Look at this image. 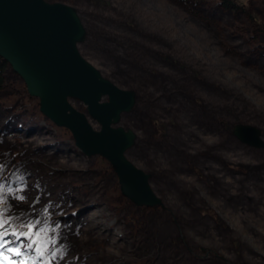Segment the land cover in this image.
<instances>
[{
    "label": "rangeland",
    "instance_id": "374dc122",
    "mask_svg": "<svg viewBox=\"0 0 264 264\" xmlns=\"http://www.w3.org/2000/svg\"><path fill=\"white\" fill-rule=\"evenodd\" d=\"M48 1L77 9L87 29L81 54L117 86L136 91L120 123L136 132L130 159L150 172L161 204L131 203L98 155L90 168L101 174L85 190L95 192L96 183L114 223L128 226V245L108 248L96 234L80 242L74 238L82 233L71 234L66 222L55 230L53 207L41 203L52 198L27 196L34 192L27 180L51 184L55 193L82 190L75 175L82 165L60 162L55 153L35 158L38 130L51 128L44 142L53 150L81 149L0 57V123L12 121L15 130L0 132V241L35 246L28 264H264V0ZM239 124L259 129L263 146L242 142L234 134ZM27 136L32 147L23 150Z\"/></svg>",
    "mask_w": 264,
    "mask_h": 264
},
{
    "label": "water",
    "instance_id": "95a60500",
    "mask_svg": "<svg viewBox=\"0 0 264 264\" xmlns=\"http://www.w3.org/2000/svg\"><path fill=\"white\" fill-rule=\"evenodd\" d=\"M87 31L73 6L48 0H0V57L24 80L40 110L56 126L70 130L76 145L89 156L101 155L119 177L122 194L139 206L155 207L160 198L150 185L151 174L125 155L135 144L130 129L115 126L136 103V93L103 77L80 52ZM107 98L106 101L103 99ZM87 106L86 114L71 105ZM242 142L262 147L260 130L237 125Z\"/></svg>",
    "mask_w": 264,
    "mask_h": 264
},
{
    "label": "bare ground",
    "instance_id": "6f19581e",
    "mask_svg": "<svg viewBox=\"0 0 264 264\" xmlns=\"http://www.w3.org/2000/svg\"><path fill=\"white\" fill-rule=\"evenodd\" d=\"M106 79H108V78H106ZM127 90H132L136 93V91L133 89H127ZM103 100L106 101L107 98H104ZM73 101L74 100L70 101L71 105L79 110V108H77L75 106ZM82 112H84L86 114L90 124L93 126V128L95 130L101 129V125L97 121L92 120L89 117V114L87 113V111L83 110ZM11 124H12V121H10L8 124H3V125H2V123H0V132L4 135H6L5 132L7 134L12 132V131L14 132L15 130L13 128H11V126H10ZM115 126H121L123 128H126L123 125H121L120 122L118 124H116ZM37 128H39V127L37 126ZM126 129H129V128H126ZM130 130H132V129H130ZM2 131H5V132H2ZM50 131H51V128L47 127L46 125H44L41 129L39 128V130H38L39 136L36 140V145H37V147L40 146L41 148H40V150H38V148H37L34 151L33 156H35V158H37L40 156V155L38 156V154H42V155L50 154V155H52L53 153H55L56 157L58 158V161H60V162H68V163L72 162V164L75 163L79 166L82 165L81 168L76 169L77 171H80V173H76L75 175H77L80 178V180H83L84 186H85L83 188L84 191H83V189L81 190V189H78L77 187L75 188V186L74 187L70 186L68 189L65 188V190L61 191L60 193H55V191H52L53 186L51 184H48V186L44 184L43 187H41V186L37 187L35 180H27L28 186L33 187L34 192L31 194L26 193V195L27 196L31 195V197L33 196L34 199L37 200V202L42 197H43V199H48V201L52 198V202H49L50 204L46 203L47 201H44L41 203L46 204V206L49 205V206L53 207L54 214H56L53 217V222L56 224V225H54V226H56L55 230L62 228V227H60V224L66 222V224H68V225H70V224L73 225L72 228L70 229L71 234H72V232L75 233L77 231H80L82 233L79 236V238H74L76 240H79L80 242H86V241H88V238L91 235L96 234L98 236V239L101 240V242L106 243L108 248H113V247H120L121 248L122 246L128 245V243H129V240H127V237L129 234L128 226L127 225L124 226L121 221L118 224L114 223V220H116V219H114L112 217L114 214L112 213L110 207L104 202L101 203L102 199L99 196H97V194H95L96 188H97L96 183L94 184L95 185V192L93 191V189H92L93 193H91V192L87 193L85 190V189H87L88 186H90L89 180L90 179L95 180L96 177L101 174V172L98 169L95 170L94 168L93 169L90 168V166H92L94 164L95 160L97 159L96 157L98 155H92V156L86 155L82 150H78L76 148H73L71 146V144H68L67 148L59 146L56 148V150H53L52 147H54V146H52L51 143L44 142V141L48 140V138L50 137L49 135L46 134V132L50 133ZM132 131L136 135V132L134 130H132ZM27 132H25V133H27L28 135H31L33 133L37 134V132L34 129H28ZM4 135H2V136H4ZM16 136H19V135L16 134ZM136 139H137V135H136ZM31 140H33V139H31V137H29V136L24 138L23 142L25 144H22V143L20 144V146L23 147V150H25V148L32 147L30 144ZM9 148H13V146H11ZM128 151L129 150H127L125 155H126L127 159L129 161H131L130 157H132V153H130ZM35 158L34 157H26L25 163H32ZM82 167H84L85 169ZM145 172L150 174L149 171H145ZM26 173H28L29 178L34 177L33 172L29 171ZM116 176L118 178V183H119V177H118L117 173H116ZM107 185L108 184L106 182V184L103 185V187L107 188L108 187ZM150 185H151V179H150ZM119 187H120V183H119ZM151 188H152V185H151ZM69 189H70V191H67ZM152 190L155 193V190L153 188H152ZM128 200H130L131 203H134L130 198H128ZM24 204H25L24 207L27 209L30 208V206L32 205L30 203V201L27 203H24ZM39 204H40V202H39ZM44 204L41 206V208H44V207L46 208V206ZM34 205H38V204L34 203ZM135 205L139 206L137 204H135ZM92 207H95V208H92ZM74 208L79 210V214L73 218L71 216L72 214H66V213L70 212L71 210L74 211ZM40 210H42V209H39V211ZM115 216H116V214H115ZM63 227H65V226H63ZM117 231H119V233ZM121 232H125L126 235L124 236V238L119 237V234ZM107 237L110 239L109 242L107 241L108 240ZM23 243L24 242L21 241V244H23ZM11 245L12 246L14 245V247L12 248ZM34 247L35 246H33L32 248H30L29 246L15 247V242L12 241L11 239L0 241V264H7L8 262H11L12 264H28ZM57 255H60V253H58ZM92 260L91 259L88 260L89 264H91ZM71 264H76V263H71ZM115 264H122V263L117 261ZM243 264H245V263H243Z\"/></svg>",
    "mask_w": 264,
    "mask_h": 264
},
{
    "label": "trees",
    "instance_id": "16d2710c",
    "mask_svg": "<svg viewBox=\"0 0 264 264\" xmlns=\"http://www.w3.org/2000/svg\"><path fill=\"white\" fill-rule=\"evenodd\" d=\"M223 3L224 4H227V5H229V4H231V3H234V4H238V2H237V0H223ZM240 7H242V5L240 6ZM2 81L3 80H1V78H0V83H2Z\"/></svg>",
    "mask_w": 264,
    "mask_h": 264
}]
</instances>
